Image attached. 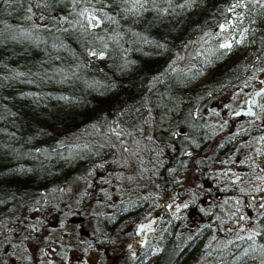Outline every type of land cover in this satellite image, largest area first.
Returning a JSON list of instances; mask_svg holds the SVG:
<instances>
[{
  "label": "trees",
  "instance_id": "trees-1",
  "mask_svg": "<svg viewBox=\"0 0 264 264\" xmlns=\"http://www.w3.org/2000/svg\"><path fill=\"white\" fill-rule=\"evenodd\" d=\"M235 2L0 0V264H264V94L230 114L264 78V0Z\"/></svg>",
  "mask_w": 264,
  "mask_h": 264
},
{
  "label": "rangeland",
  "instance_id": "rangeland-1",
  "mask_svg": "<svg viewBox=\"0 0 264 264\" xmlns=\"http://www.w3.org/2000/svg\"><path fill=\"white\" fill-rule=\"evenodd\" d=\"M231 13H233V10H231ZM92 16H93V14H90V13H86V17L89 19V20H92ZM220 25H224V30H222L221 29V27H220ZM236 28H237V24L236 23H234V18L233 17H231L229 20H227V21H224V22H221L220 24H219V26H218V30L219 31H221V32H223V31H227V30H230V33H229V35H228V38H226V39H223L221 42H220V45L222 44V43H227V42H230V39H232V38H235V40H237V39H242L243 40V42L241 43V45H243L244 44V28H242V29H240L237 33H236V37H235V32H236ZM93 51H88V53H87V55H89V57H94V55H92L91 53H92ZM262 79V78H261ZM260 83V82H259ZM259 84H256L255 85V87L256 86H258ZM131 144V142L130 143H127V141H124V140H120V142H119V148H121V147H123L124 148V146L126 147V145H130ZM263 148H264V145H263ZM187 152V151H186ZM131 153H133V150H131V151H126L124 154H123V151H122V149H117V151H116V155H117V161H119V163L122 165V161H123V163H124V158L125 157H127V159H126V161H125V166H127L126 167V170H127V168H128V166H130V164H133V163H135V158H133L134 156H132L131 155ZM124 155H125V157H124ZM123 170H122V168H118V173H120V175H123ZM127 175H128V177L130 178V179H133V180H137V179H140L141 177H143V176H141L140 175V172H139V170L136 168V169H134L133 170V172H132V174H130L128 171H127ZM190 176H191V174H190V172L188 171L187 173H186V175H185V182L186 181H189L190 180ZM83 184L81 183V180H79L78 178H71V179H66L64 182H62V184H58L56 187H55V190L57 191V190H59L60 191V194H61V201H64V202H72V199H69V197H70V195L73 193V192H75V191H80V189L81 188H83V187H80V186H82ZM84 188H85V190L86 191H88L89 190V186L88 185H85L84 186ZM169 205H173V204H169ZM183 206L179 203V204H177L176 206H174V208L172 209V211H171V213L172 214H175L176 212H180V210H181V208H182ZM177 209H179V211H177ZM47 213H48V211H45V213H44V215H47ZM150 214L147 216V219H148V217L151 215V214H153V213H155L154 211H150L149 212ZM72 218H74V217H72ZM75 220H78L77 218L75 219ZM86 225H82V226H77L76 227V231H75V234H77V235H79V234H86V232H87V229H86ZM62 235H63V237L64 238H67V233H64V232H62ZM122 241H120L119 243H121ZM137 242V241H136ZM138 244V243H137ZM149 253H148V255L144 258V260H143V262H142V264H146V262H148L150 259H152L153 257H154V255L156 254V252H157V248L153 245V244H150L149 246ZM46 248H48V246L46 245ZM105 249H104V252L107 254V251L110 249H112L111 247H104ZM101 253H103V251H99V249H98V251H95V252H89L86 256H85V261H86V263H88V264H93V261L96 259V258H98L99 257V255L101 254ZM112 255V254H111ZM68 259H70V258H73V259H75V260H71L70 261V264H79L77 261V259H79L78 257H74V256H70L69 255V257H67ZM111 262V260L108 258V263H110ZM112 264H113V261L111 262ZM69 264V263H68ZM81 264H85V263H82L81 262Z\"/></svg>",
  "mask_w": 264,
  "mask_h": 264
},
{
  "label": "water",
  "instance_id": "water-1",
  "mask_svg": "<svg viewBox=\"0 0 264 264\" xmlns=\"http://www.w3.org/2000/svg\"><path fill=\"white\" fill-rule=\"evenodd\" d=\"M264 91V78L260 80L258 86L253 87L250 94L245 96L243 100V105L236 107L233 111H231V115H252L253 114V106L257 101V93H261ZM156 214H151L148 219H145L136 224V231L142 230V234L137 238V243L139 246L144 245L145 243V233L151 229V224L153 223Z\"/></svg>",
  "mask_w": 264,
  "mask_h": 264
},
{
  "label": "snow or ice",
  "instance_id": "snow-or-ice-1",
  "mask_svg": "<svg viewBox=\"0 0 264 264\" xmlns=\"http://www.w3.org/2000/svg\"><path fill=\"white\" fill-rule=\"evenodd\" d=\"M3 2L7 4V3H11L12 0H3ZM124 2L128 3L129 0H124ZM150 2H153V0H132V3L134 5V7H136L137 11L139 10V8H143L145 4L150 3ZM187 2H189V0H186V3ZM253 2H254V0H247V3H253ZM168 3L171 4V0H168ZM245 6H246V4H245L244 0H236V2L232 5L231 10L234 11L237 8H241V7H245ZM181 7H184V5H181ZM261 7L264 8V3L261 4ZM165 11H167V10L165 9ZM92 20H96V17L92 16ZM90 23H91V21H90ZM98 23H99V21H97V25H94V27L98 26ZM220 27L222 30H224V25H220ZM242 42H243L242 39L233 40L231 42L222 43L220 45V48L231 49L234 44L238 45V44H241ZM91 54L92 55H98V58H100V59H103V57H104V51H102V50L99 51L98 53L96 51H94ZM262 94H264V93H257V95H262ZM262 139H264V138H262ZM185 207H187V205H185ZM177 211H179V209H177Z\"/></svg>",
  "mask_w": 264,
  "mask_h": 264
},
{
  "label": "flooded vegetation",
  "instance_id": "flooded-vegetation-1",
  "mask_svg": "<svg viewBox=\"0 0 264 264\" xmlns=\"http://www.w3.org/2000/svg\"><path fill=\"white\" fill-rule=\"evenodd\" d=\"M143 221V220H142ZM139 222H141V221H139ZM139 222H135V227H134V229H133V231H134V234H135V241L137 240V238L142 234V230H139V231H136V224L137 223H139ZM148 232H146L145 234H147Z\"/></svg>",
  "mask_w": 264,
  "mask_h": 264
}]
</instances>
